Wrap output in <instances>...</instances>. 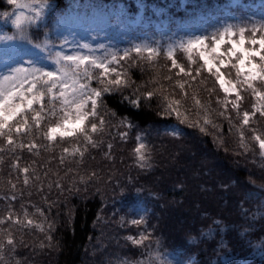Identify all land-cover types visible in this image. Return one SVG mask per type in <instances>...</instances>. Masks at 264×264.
Returning a JSON list of instances; mask_svg holds the SVG:
<instances>
[{
  "label": "trees",
  "instance_id": "obj_1",
  "mask_svg": "<svg viewBox=\"0 0 264 264\" xmlns=\"http://www.w3.org/2000/svg\"><path fill=\"white\" fill-rule=\"evenodd\" d=\"M116 1L125 7L121 15ZM136 1L143 4L145 16L165 22V33L156 32L151 26L146 30L132 29ZM21 3L39 5L34 0ZM151 6L159 10L157 16L151 12ZM43 9L44 15L36 23L22 26L23 34L32 43L18 39V45L13 46L15 52L34 49L35 44L45 41L48 50L55 49L61 25L78 17L101 21L106 38L117 35L121 43L137 30L142 34L139 41L146 39L159 44L162 54L155 69L146 62H142L143 72L140 66L129 69L134 81L131 87L104 96L100 111L110 122L106 126L107 135L99 148L89 149L82 163H77L78 157H68L64 164L58 160L62 148L75 141L58 143L48 152L41 150L38 157L23 154L22 166L31 164L37 169L43 190L40 182L27 189L18 185L14 206L19 209L24 203L33 213V204L43 209L47 216L45 232L51 224L53 230L48 234L53 239L47 241L38 230L17 233V239L22 236L24 244H18L14 254L6 252V260L0 264H15L17 260L21 264H179L175 261L190 259H194L192 264H264V158L258 155V149L244 153L238 146L236 133H229L228 122L215 113L212 118L222 128L217 131L209 126L207 135L179 123L174 115H163L160 93L151 101L141 99L138 107L130 103L159 84L164 85V95L181 99L180 90L173 88L179 79L175 70L169 73L164 67L170 62L164 58L163 50L171 39L191 30L211 33L224 20L234 24L261 21L264 0H239L236 5L232 0H187L183 7L179 0H47ZM15 11L14 5L0 0V35L17 38L21 35V30L9 23ZM177 56L186 63L182 53ZM157 71V84L149 83ZM170 74L172 81L163 79ZM202 75L207 77V73ZM207 87L218 88L210 77ZM203 88L194 84L188 89V98L183 100L182 110L188 111L191 119L197 118L198 111L191 98L193 93L204 103L211 100L212 108L219 110L215 101L223 94L217 90L210 97ZM244 95L247 105L243 104V108L251 110L252 99ZM109 110L116 115H110ZM121 120L130 122L132 127L122 126ZM169 126H176L180 135L173 136L164 130ZM258 127L264 130V121ZM124 131L128 136L122 140L119 134ZM136 136L148 146L150 168L137 166L133 154L138 143ZM108 143L113 145L110 158L105 155ZM5 160L0 172V196L11 194L8 179L16 182L15 174L8 175L10 160L7 156ZM5 208V201L0 200V215ZM141 217L147 221L146 225L139 228L130 225V220ZM34 218L43 220L38 215ZM141 232L150 236L144 245H132L125 239L128 235L138 237ZM41 242L45 245L42 248Z\"/></svg>",
  "mask_w": 264,
  "mask_h": 264
},
{
  "label": "snow or ice",
  "instance_id": "obj_2",
  "mask_svg": "<svg viewBox=\"0 0 264 264\" xmlns=\"http://www.w3.org/2000/svg\"><path fill=\"white\" fill-rule=\"evenodd\" d=\"M34 2L39 4V7L33 9L34 16L28 17L20 12L12 20L13 25L21 30L19 39L26 40L29 44L32 40L23 34L22 26L25 22L36 23L42 15L41 10L47 6V0ZM7 3L18 9L31 7L20 0H7ZM15 39L16 36H0V40ZM67 43L65 40L61 47ZM34 47L46 51L48 43H37ZM77 49H85L87 52L73 50L70 53L56 51L53 54L49 51L47 59L51 61V67L38 66V61L30 60L27 66L21 62L16 67H9L5 74L0 75V172L3 171L7 156L10 160L7 165L8 175L15 174L16 180L13 182L8 179L7 185L11 194L0 196V200L6 203V208L0 215V262H5L6 252L14 254L17 245L24 244L22 236L17 239V233L38 230L45 234L47 241L51 242L53 239L48 234L53 230L51 224L47 225L45 232L44 221L47 216L43 209L33 204V213L24 203L20 204L19 209L14 206L18 199V185L27 189L40 182V190H43L42 177L37 169L31 164L22 166L23 154L27 152L38 157L41 150L48 152L58 143L75 141L70 147L62 148L58 160L60 164H64L68 157H78L77 163H82L90 148L96 149L103 144L102 138L95 139L94 136H102L110 123L100 111L104 107V96L131 87L134 81L130 78L129 69L140 66L143 72L142 62L155 69V64L162 54L159 44L153 47L147 43L135 44L131 48H125L122 53L107 49L104 44L93 48L92 45L83 43L79 44ZM98 50H103V53L97 55ZM178 52L183 54L186 63L178 58ZM163 55L170 62L164 67L169 73L175 70L174 75L179 78L175 80L173 88L180 90L182 98L175 99L164 95V85L159 84L154 90L137 95L130 103L138 107L141 99L151 101L160 93L164 101L163 115H174L179 123L198 128L205 135L209 134V126L217 131L222 128V125L212 118L215 113L228 122L229 133H236L238 146L244 153L258 149V155L264 158V130L258 127L259 122L264 121V20L255 23L225 24L211 33L168 44L163 50ZM203 73H207V77L203 76ZM158 77L157 71L149 83L157 84ZM209 77L218 88L207 87ZM163 79L172 81L173 75H166ZM194 84L204 86L203 90L210 97L217 90L223 94L222 98L216 97L215 102L219 110L212 108L211 100L202 102L196 93H193L191 98L198 110L197 118L191 119L188 111L182 110L183 100L189 96L188 89ZM245 93L252 99L251 110L243 108ZM174 95L173 92V97ZM110 115L115 116L116 113L110 112ZM120 123L129 129L132 127L130 122L121 120ZM171 134L180 135L176 130ZM119 135L120 139L125 140L128 132L124 131ZM135 139L138 143L133 149V154L137 166L141 169L150 168L148 146L142 142L140 136ZM39 140L47 143H38ZM219 142L224 143L222 139ZM112 148L113 145L108 143L105 155L109 158ZM95 175L93 172L92 176ZM81 182H84L83 177ZM56 186L60 187L59 182ZM48 187L51 188L52 185L49 184ZM20 194H23L22 191ZM37 215L43 220L35 219ZM129 223L139 228L146 225L147 221L141 217L132 219ZM125 239L132 245L140 246L144 245L150 236L141 232L138 237L128 235ZM44 246L42 242L39 244L41 248ZM15 264L21 262L17 260Z\"/></svg>",
  "mask_w": 264,
  "mask_h": 264
},
{
  "label": "rangeland",
  "instance_id": "obj_3",
  "mask_svg": "<svg viewBox=\"0 0 264 264\" xmlns=\"http://www.w3.org/2000/svg\"><path fill=\"white\" fill-rule=\"evenodd\" d=\"M21 2V0H20ZM239 0H232V4L236 5L238 4ZM180 6L183 7L187 3V0H179ZM31 5V4H30ZM115 5L119 9L118 14L121 15L125 11V7L120 2H115ZM135 5L137 6V12L136 15H134V20L131 23V27L133 29H136V27H139L140 29L146 30L148 27H152L156 32L159 33H165L166 31V24L162 21H155L150 16H145V10L143 8V4L140 1H136ZM77 6V5H76ZM75 6V8H76ZM16 7V6H15ZM39 7V5H31V7L18 9L16 7V11L14 14L9 18V23L13 28H16L12 20L15 18L17 14L20 12H23L24 15L28 17L34 16L33 9ZM151 12L157 16L159 10L155 7H150ZM42 13L44 9L41 10ZM43 14L41 15V17ZM40 17V18H41ZM231 17H229L230 19ZM264 20V19H263ZM260 20H254V22H259ZM232 23L230 20H224L218 23V26L216 28H220L224 26L225 24ZM29 24L28 22H25L23 25ZM234 24V23H233ZM61 34L62 38L59 44V47L56 50H51L53 54L56 51H63L66 53H70L73 50H80L87 52L85 49H77V46L79 44L88 43L92 45L93 48H96L99 44H104L107 49L111 50H120L123 52L125 48H127L129 45L133 46L135 44H142L147 43L150 46H157L155 44H151V41L142 39L139 41V39L142 37L141 33H137V30H135V33L132 35H128V37L124 40L123 43H119L121 40L117 38V35L112 36V38L107 39L105 36V32L103 28L101 27V21H95V20H87V19H80L78 17L71 18L70 21L64 23L61 25ZM201 32L197 30H191L186 31V33L178 38H173L168 44H175L177 41L180 40H186L192 36L200 35ZM3 36V35H0ZM18 39L12 40V42L6 41V40H0V75L5 74L7 72V69L9 67H16L19 63H24L25 66H27L28 61H38V66H45V67H51V61L47 59V56L42 55L35 49H33V53L22 51L20 53H16L15 48L13 47L14 44L18 45ZM67 40V44L61 47L63 42ZM138 40V41H134ZM14 42V43H13ZM167 44V45H168ZM166 45V48H167ZM49 53V52H48ZM103 53V50H98L97 55H101ZM244 104L247 105V100L245 99ZM165 131H167L169 134L173 132V130L178 131L176 126H169L164 128ZM107 128L105 132L102 134V136H97L99 139H103L105 135H107ZM104 142V140H103ZM194 262V259H190L189 261L182 260V261H175V263L179 264H192Z\"/></svg>",
  "mask_w": 264,
  "mask_h": 264
}]
</instances>
